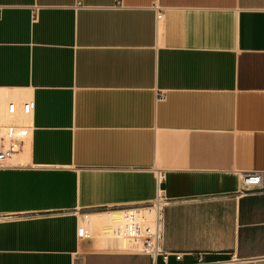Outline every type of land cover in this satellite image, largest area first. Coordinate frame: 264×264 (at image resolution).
Returning a JSON list of instances; mask_svg holds the SVG:
<instances>
[{
  "label": "crops",
  "instance_id": "0c3cea01",
  "mask_svg": "<svg viewBox=\"0 0 264 264\" xmlns=\"http://www.w3.org/2000/svg\"><path fill=\"white\" fill-rule=\"evenodd\" d=\"M116 2L0 0V108L34 106L0 264H264V0ZM160 194L167 259L116 219Z\"/></svg>",
  "mask_w": 264,
  "mask_h": 264
},
{
  "label": "built area",
  "instance_id": "2783aa9c",
  "mask_svg": "<svg viewBox=\"0 0 264 264\" xmlns=\"http://www.w3.org/2000/svg\"><path fill=\"white\" fill-rule=\"evenodd\" d=\"M123 0H117L116 6H122ZM158 21L164 18V12L158 11ZM34 113L33 102L30 99L12 98L7 101L5 110L0 109V168L6 167L16 157L32 134V117ZM159 178H163L160 174ZM244 191L264 192V171H249L241 176ZM155 220L153 224L146 225L142 238L141 251L153 256L167 255L163 253L164 228V195H160L154 202ZM181 259L180 255H177ZM194 264H231V262H208L203 255L198 256Z\"/></svg>",
  "mask_w": 264,
  "mask_h": 264
},
{
  "label": "bare ground",
  "instance_id": "6f19581e",
  "mask_svg": "<svg viewBox=\"0 0 264 264\" xmlns=\"http://www.w3.org/2000/svg\"><path fill=\"white\" fill-rule=\"evenodd\" d=\"M10 91L6 90V95L9 96ZM17 98V97H16ZM5 101V100H4ZM1 103V102H0ZM14 161H19V159L15 158ZM162 179V178H161ZM162 195V194H160ZM155 208H150V209H144L141 211H125V212H120L116 214V219L117 221H120L121 219H124L125 217L131 216L134 219L135 225L136 227H139V232L136 230L135 234H134V241L135 244L137 246H139V248H142V238H143V234H144V228L146 225H151L154 223L155 220ZM107 224H101V227L104 229V227H106ZM124 245V244H123ZM132 247V245H129V243L127 244L126 247Z\"/></svg>",
  "mask_w": 264,
  "mask_h": 264
},
{
  "label": "rangeland",
  "instance_id": "374dc122",
  "mask_svg": "<svg viewBox=\"0 0 264 264\" xmlns=\"http://www.w3.org/2000/svg\"><path fill=\"white\" fill-rule=\"evenodd\" d=\"M1 109V108H0ZM16 162V161H15Z\"/></svg>",
  "mask_w": 264,
  "mask_h": 264
}]
</instances>
